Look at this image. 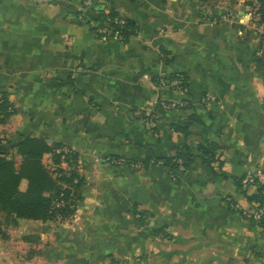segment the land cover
Wrapping results in <instances>:
<instances>
[{
    "label": "crops",
    "instance_id": "crops-1",
    "mask_svg": "<svg viewBox=\"0 0 264 264\" xmlns=\"http://www.w3.org/2000/svg\"><path fill=\"white\" fill-rule=\"evenodd\" d=\"M85 1L0 0V92L13 107L0 137L67 148L84 180L70 219L14 225L47 244L30 257L264 264V230L242 215L259 186L238 184L264 175V38L251 0H91L134 24L125 42L96 34ZM185 145L183 169L154 162Z\"/></svg>",
    "mask_w": 264,
    "mask_h": 264
},
{
    "label": "trees",
    "instance_id": "trees-1",
    "mask_svg": "<svg viewBox=\"0 0 264 264\" xmlns=\"http://www.w3.org/2000/svg\"><path fill=\"white\" fill-rule=\"evenodd\" d=\"M92 11L98 15L92 29L99 37L104 38L100 32L104 28L111 30L113 35L115 33L122 35L120 41L123 42L135 35L134 24L114 11L99 6L92 7ZM259 14V23L264 26V0H260ZM261 36L264 38V34ZM172 79L177 80L181 87L187 86L184 75H176ZM0 93L2 95L0 124H3L13 114L8 112L13 107L7 96ZM62 148L65 147L50 145L43 138L19 135L9 140L0 137V209L11 217L15 224L19 219L42 222L65 221L75 214L84 180L75 169L77 156L70 150L68 153H57V150ZM182 149L185 150V155L191 157L189 148L185 145L177 148L175 155L156 158L154 162L176 170L186 167L187 164L182 159ZM215 150L217 147L211 143L200 148L204 161L210 166L216 162ZM9 153L20 158L19 165L14 157L9 156ZM49 154L53 156L52 166H48L44 161L45 156ZM63 164H67L70 169L64 168ZM222 175L228 177L225 173ZM242 180L238 181L240 187ZM24 181L27 186L25 190H22L21 184ZM248 200L256 204L258 208L264 209V186H259L256 194L249 196ZM259 226L264 230V214ZM112 264L128 263L113 262Z\"/></svg>",
    "mask_w": 264,
    "mask_h": 264
},
{
    "label": "rangeland",
    "instance_id": "rangeland-1",
    "mask_svg": "<svg viewBox=\"0 0 264 264\" xmlns=\"http://www.w3.org/2000/svg\"><path fill=\"white\" fill-rule=\"evenodd\" d=\"M9 156L14 157V159L17 161V165L20 164L19 157L14 156L13 153H9ZM48 164L50 165V162ZM133 164L138 165V167L131 166V169L135 171L141 169L143 167L142 165H144V164H137V163H133ZM65 166H67V164H65ZM65 168L68 170L70 169L69 166ZM75 169L78 171L77 167ZM26 186H27V183L22 182L21 189L25 190ZM14 225H15V222L12 221V218L8 217L7 214L0 209V255L2 256L0 258V263L2 264L4 263L3 259L5 255L8 254L11 258L9 257V259L7 260L12 261V262L14 260L17 263L19 262L20 264H27V261L33 262L32 264H49L50 261L48 260V257L46 256L44 258H41V260H38V262L33 260L34 257L32 258L30 257L31 254H33V253H30V251L35 250L36 253L37 252L39 253L40 250H42L40 248L48 247L46 246L47 244L44 241L37 242L39 241L37 240L38 235L27 233L26 231H23L22 233L20 231L17 232ZM48 238H50V235ZM113 262H117V263L126 262L128 264H144L143 261H140V262L136 260H119L118 261L117 259L110 260L109 264H112Z\"/></svg>",
    "mask_w": 264,
    "mask_h": 264
},
{
    "label": "built area",
    "instance_id": "built-area-1",
    "mask_svg": "<svg viewBox=\"0 0 264 264\" xmlns=\"http://www.w3.org/2000/svg\"><path fill=\"white\" fill-rule=\"evenodd\" d=\"M93 7V4L91 2V0H86L84 2V8L85 9H90ZM259 10H260V0H251V12H252V18H253V22L257 28L258 34L259 35H263L264 34V26L261 25L260 22V14H259ZM101 34H103L105 39H118L121 40L122 39V35H120L119 33H115V35H113L112 31L104 28L101 29ZM0 99H2V95L0 93ZM176 104H169L168 107H176ZM8 112L12 113L13 109H9ZM68 153L69 150L67 148H62V149H58L57 153ZM114 164L117 166H124L126 164H130L128 162H125L124 160H116L114 161ZM133 167H138V165H134V164H130ZM183 169V167H181ZM55 169V168H54ZM242 184L244 188H248L252 185H257V186H264V175L262 174H252L249 173L245 176V178L242 180ZM233 207H235L234 205H232ZM264 214V209L263 208H258L257 205H254L253 208L244 210L242 212V215L244 216V218L250 222L259 224L260 221L262 220V216Z\"/></svg>",
    "mask_w": 264,
    "mask_h": 264
}]
</instances>
